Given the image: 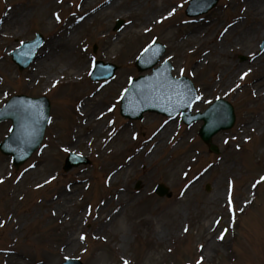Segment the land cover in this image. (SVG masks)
Wrapping results in <instances>:
<instances>
[{
    "label": "rangeland",
    "instance_id": "374dc122",
    "mask_svg": "<svg viewBox=\"0 0 264 264\" xmlns=\"http://www.w3.org/2000/svg\"><path fill=\"white\" fill-rule=\"evenodd\" d=\"M48 1L0 0V22L26 5L19 33L4 28L9 35L0 39V108L18 94L44 95L51 106L41 148L29 160L14 169L0 152V264L72 258L82 264H264V58L250 62L264 53V24L241 0H217L196 17L185 14L189 0H141L150 12L123 4L82 25L67 46L69 58L57 53L56 68L46 72L57 80L70 73L79 80L45 83L47 75L37 80L31 69L39 54L19 70L9 53L37 34L45 49L62 38L59 30L78 16L84 0H51L42 9ZM101 1L86 9L92 13ZM157 5L166 6L156 12L163 16L140 27ZM116 20L124 22L118 31ZM241 22L256 45L236 40L243 28L225 33ZM152 41L165 48L160 63L168 60L174 76L190 78L197 88L193 113L217 98L232 105L231 128L210 136L217 152L200 139V121L188 127L177 117L165 126L167 119L157 114L136 121L120 115L122 92L130 79L145 74L134 62ZM94 60L115 65L111 81L89 79ZM228 62L245 63L239 70L247 75L224 81ZM9 128L10 121L0 122V142ZM70 150L91 165L64 170ZM158 184L167 192L154 193Z\"/></svg>",
    "mask_w": 264,
    "mask_h": 264
},
{
    "label": "bare ground",
    "instance_id": "6f19581e",
    "mask_svg": "<svg viewBox=\"0 0 264 264\" xmlns=\"http://www.w3.org/2000/svg\"><path fill=\"white\" fill-rule=\"evenodd\" d=\"M167 3H171V2H177V0H165ZM244 8L246 11H253L255 16V19L258 20V22L264 24V12H262L261 10L264 8V0H241ZM83 2V3H82ZM92 2H94V0H84L81 1V4L78 6V16L74 18V20H72V22H66L63 24V26L61 27L60 33H63L62 38H57V39H52L48 42V45L46 46L45 49V45L43 46V48H41V50L38 51L39 57L37 58L36 63H34L31 66L32 69V73L34 74V76L36 75V79L40 80L41 78H43L42 74H46V72L51 71L52 69L56 68V63L54 62V58L55 56H57V53H64L65 56H68L69 52H68V48L67 46L69 45V43L72 41L73 37L75 38L76 34L79 33V31L81 32V27L82 25L90 22L94 16H96L97 14H109L110 12H115L114 10H117V8L119 6H122L123 4H127V6L129 8H134V4L140 6L141 10H143L146 6H148L147 2L145 1H141L139 0L138 2L133 0L131 2H127V0H102L100 3H98L92 13L89 12V9H86ZM144 2V5L143 3ZM46 4H44L42 9H45L47 7H50L52 5V1L49 0L48 2H45ZM145 6V7H143ZM166 6L164 5H157L154 6V12L152 13H146L145 16L143 17V20L140 22L139 26L140 27H144L147 23H153L156 22L157 20H159L160 17L163 16V14H157V11L160 10H165ZM18 13H15V11H13L10 14L5 15V17L3 16L4 20H2L0 22V39H2V37H8L9 34H5L3 32L4 28L6 29H11V30H18L17 33H19V30H21V24L22 21L26 15V5L22 4L21 6L17 7L15 9ZM151 7H146L145 8V12H150ZM153 11V10H152ZM144 12V13H145ZM168 13L172 12V7L168 8L167 10ZM255 12H260V14H256ZM51 16H56V11H53L52 13H50ZM10 15V17L8 18V16ZM58 16V13H57ZM137 21V19L135 20ZM136 25L135 22H131V25ZM245 23L241 22V23H236L233 26H228L229 28L225 30V33H228L229 35L234 34L235 32H237L238 30H240L241 28H243V25ZM150 25V24H148ZM143 29V28H142ZM247 28H243L237 35H236V40L241 42V44L243 45H252L253 43H255L256 45V40L257 38L253 39L251 42L249 41V31L245 30ZM141 33L145 32V29L141 30ZM21 33V32H20ZM262 37L264 35H262V30L261 33H259ZM195 34L193 35V39H195ZM118 37H116L115 42H118ZM216 45V44H215ZM217 46V45H216ZM216 46H214L215 48H217ZM67 48V49H66ZM63 49V50H62ZM250 52H248V56ZM252 53V52H251ZM220 55H225V52H219ZM67 58V57H65ZM69 58V56H68ZM263 59L264 58V53H262L261 55L255 56L250 62H256L257 59ZM84 58H82L81 60H83ZM248 61V59H247ZM247 61L245 63H247ZM245 63L242 64H234L232 63H227V65L224 67L223 72L221 73V77L224 81H230L232 80L235 75H236V79L235 81L237 82L241 76L247 72H245L246 70L242 71L239 70L241 66H243V64L245 65ZM258 64V63H257ZM72 67V66H71ZM237 71L238 74H235V72ZM249 71V70H248ZM44 72V73H43ZM61 78H65L64 79V83L65 84H70V83H74L75 81L77 82L79 80V77L76 76L75 74H67L64 75V77ZM61 78L57 80V78H53V76H46L45 79V83L51 82L52 81H56L59 83L61 81ZM262 81L256 83L257 85H261ZM156 89H159L160 84H156ZM46 88V87H45ZM44 88V89H45ZM85 106V105H84ZM97 118V117H96ZM95 119V118H94ZM96 120V119H95ZM93 122V120H90V124ZM169 126H171V124H169ZM167 130H163L161 132V134L159 135V140L160 142H163V135L165 134ZM157 151V150H156ZM115 177V176H114ZM114 181V180H113ZM111 183H113L111 181ZM109 181V184H111ZM68 195V194H65ZM65 197V196H64ZM63 197V198H64ZM68 198V197H65ZM110 204V202H108V205ZM73 241H70V245H68L67 248H70V246L73 244Z\"/></svg>",
    "mask_w": 264,
    "mask_h": 264
},
{
    "label": "water",
    "instance_id": "95a60500",
    "mask_svg": "<svg viewBox=\"0 0 264 264\" xmlns=\"http://www.w3.org/2000/svg\"><path fill=\"white\" fill-rule=\"evenodd\" d=\"M141 69V67L139 66ZM146 84V82H143L142 79H139L137 83H134L131 88H129L125 94L126 99L134 97L136 94L140 93V88L143 87V85ZM29 102L31 101H37L32 100L29 98L21 97ZM18 98L12 99V101H15V105H18ZM25 104L20 106V110L24 107ZM48 106V105H47ZM44 108V119L41 121L39 129L35 132H25L21 128V119L19 118V110L14 107H9L7 109H3L0 111V120L5 118H10L13 121V130L11 133V136L8 137L3 143L0 144V150L5 153H13L14 159L16 162H19L23 159V154L26 155L33 149L34 146L28 147V145L32 144L34 141V138L38 136L40 133H42L43 128L46 124L47 118H48V107ZM147 108V107H145ZM150 110H160L156 108H149ZM27 114L31 117L33 116L31 113L27 112ZM27 114L23 112V115L27 117ZM225 117L218 116L214 112V121L212 124L210 123L211 115H204L205 124L201 130V136L204 139V141L209 142L210 136L216 132L220 128H229L233 123V112L232 108L230 106H227L226 111L223 113ZM38 134V135H37ZM41 135V134H40ZM19 149V154L17 153V149ZM25 151V152H24ZM24 154V155H25Z\"/></svg>",
    "mask_w": 264,
    "mask_h": 264
},
{
    "label": "snow or ice",
    "instance_id": "6c2138e0",
    "mask_svg": "<svg viewBox=\"0 0 264 264\" xmlns=\"http://www.w3.org/2000/svg\"><path fill=\"white\" fill-rule=\"evenodd\" d=\"M172 13H169V15H171ZM159 22V21H158ZM150 49H151V45L149 46V48H146L145 49V53H147L148 51H150ZM155 55V54H154ZM181 72H183V69H181L180 70ZM244 75H247V73H245ZM244 75H242L241 76V79H243L244 78ZM237 87H239V85H237ZM197 99H199V97H197ZM109 111H111V109H109ZM133 138H135V137H133ZM262 179H264V178H262ZM253 187H255V185H253ZM220 239H223V234H221V236L219 237ZM198 264H199V262H198Z\"/></svg>",
    "mask_w": 264,
    "mask_h": 264
}]
</instances>
